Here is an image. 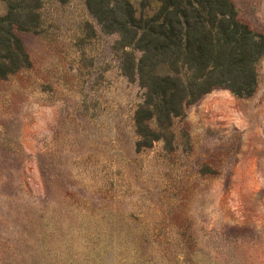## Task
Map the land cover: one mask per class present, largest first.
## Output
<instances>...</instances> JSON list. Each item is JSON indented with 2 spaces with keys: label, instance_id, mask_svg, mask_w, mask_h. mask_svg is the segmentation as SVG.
<instances>
[{
  "label": "rangeland",
  "instance_id": "1",
  "mask_svg": "<svg viewBox=\"0 0 264 264\" xmlns=\"http://www.w3.org/2000/svg\"><path fill=\"white\" fill-rule=\"evenodd\" d=\"M40 14L0 79V264H264V56L249 97L172 101L85 0Z\"/></svg>",
  "mask_w": 264,
  "mask_h": 264
},
{
  "label": "trees",
  "instance_id": "2",
  "mask_svg": "<svg viewBox=\"0 0 264 264\" xmlns=\"http://www.w3.org/2000/svg\"><path fill=\"white\" fill-rule=\"evenodd\" d=\"M52 1L64 5L71 0ZM4 2L0 79L26 61L20 35L38 31L43 6V0ZM85 5L102 31L120 35L128 59L125 73L134 72L133 54L125 49L135 48L142 53L139 73H148L150 86L172 101H193L221 87L239 98L255 92L264 35L240 21L229 0H141L138 5L133 0H85Z\"/></svg>",
  "mask_w": 264,
  "mask_h": 264
}]
</instances>
